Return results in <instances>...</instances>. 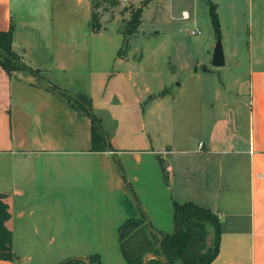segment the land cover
I'll return each mask as SVG.
<instances>
[{"label": "crops", "instance_id": "obj_1", "mask_svg": "<svg viewBox=\"0 0 264 264\" xmlns=\"http://www.w3.org/2000/svg\"><path fill=\"white\" fill-rule=\"evenodd\" d=\"M29 6L39 7L42 21L14 17L13 10ZM92 12L91 0H0V31L12 28V50L39 72L7 74L0 65V252L12 256L0 264L30 262L43 243L61 251L56 264L90 255L101 264H128L120 226L144 213L154 232L170 233L174 201H193L218 215L219 251L211 264H264V38L259 54L248 45L246 78L234 79L236 91L191 151L190 134L176 127L173 88L180 84H151L158 71L148 65L145 40L139 53L133 46L123 51V32L95 31ZM173 55L175 68L190 69L180 52ZM196 66L194 73L211 72ZM52 85L91 100L111 151L92 150L90 118ZM120 89L140 108L139 147L121 148L116 119L103 102ZM238 164L245 174L241 199Z\"/></svg>", "mask_w": 264, "mask_h": 264}, {"label": "rangeland", "instance_id": "obj_2", "mask_svg": "<svg viewBox=\"0 0 264 264\" xmlns=\"http://www.w3.org/2000/svg\"><path fill=\"white\" fill-rule=\"evenodd\" d=\"M97 1L99 4L94 7V11L97 13L98 23L101 27L107 26L123 32L127 42L123 51L128 52L133 46L134 51L139 53L140 50H137L136 47H140V42L145 40L146 44L143 47L147 49H143V51H146L149 57L148 65L157 67L158 71L156 81H154V77H149L152 79L151 84L154 82L166 83L171 79L175 81V84H180L179 90L176 87L173 88L176 98L174 100L178 102L175 117L176 120H180L176 123V127L180 128L179 133L190 134L189 149L196 151L198 142L207 138L210 126L218 116L220 103L227 100L230 94L233 95V90L236 91L234 79L237 77L246 78L250 68L248 45L251 43L254 47L253 51L257 54L261 53L262 48L258 43L261 42L260 39L264 38V0ZM209 3L216 6L220 24L219 33L214 30L209 13ZM141 7H143V12L139 21L131 23L133 21L132 13ZM25 9L21 13L13 10L14 17L17 19L22 15L28 22L34 20L39 23L43 20L41 12L38 11L39 7L29 6ZM185 10L190 14L187 19L182 17ZM194 26L199 27L200 33L190 35L188 31ZM218 34L221 36L226 58L225 64L222 66H214L211 63L212 51ZM166 36L172 37V40L163 38ZM164 47L165 49H163ZM168 52H173V54L180 52V59L186 64L189 63L190 69L175 68L173 61L177 56L172 54L171 57H168ZM231 53L235 54L234 59ZM169 59L171 62L167 65H169V69L173 70L171 73L165 65ZM194 65L195 67L198 65L201 71L202 68H210L211 72L194 73L192 70ZM224 85L226 88L223 87ZM119 87L124 86L120 85ZM103 102L107 106L108 115L116 119L114 126L115 128L118 126L117 132L121 135V140H119L121 148L130 143L134 147L141 146V138L144 133L142 134L140 131L136 115V111L140 108L133 105L130 93L124 89L117 90L115 93L110 92L109 101ZM170 123L172 127L173 124L171 121ZM162 126L167 128L168 132L171 131L168 124ZM158 127V132H160V123ZM243 168L241 164H238L237 191L239 199L244 194V189H241L243 181L245 182ZM215 172L217 171L213 170L214 174ZM58 250L55 245L48 244L46 246L43 243L40 251L33 252V259L22 264H56L62 254Z\"/></svg>", "mask_w": 264, "mask_h": 264}, {"label": "trees", "instance_id": "obj_3", "mask_svg": "<svg viewBox=\"0 0 264 264\" xmlns=\"http://www.w3.org/2000/svg\"><path fill=\"white\" fill-rule=\"evenodd\" d=\"M91 2L93 5L91 25L97 31L101 29V26L98 23L94 7L99 3L97 0H91ZM142 12L143 7L133 12L131 23L138 22ZM209 13L214 30L219 33V18L213 3H209ZM12 39V28L0 31L1 67L7 74L17 69H28L38 75V70L27 67L12 50ZM51 87L61 93L73 109L90 118L92 150L111 151L107 133L102 128L99 117L93 112L91 100L82 94H72L54 85ZM153 230L152 226H148L144 213L141 218H129L120 226V247L128 264H144L147 254L153 255L148 259V264H163L158 257H163L168 264H211L218 254L221 233L219 217L211 209L193 201L173 202L172 232L159 233ZM11 258L10 253L0 252V259ZM87 259L94 264H101L96 255H90ZM68 262L88 264L83 259Z\"/></svg>", "mask_w": 264, "mask_h": 264}, {"label": "water", "instance_id": "obj_4", "mask_svg": "<svg viewBox=\"0 0 264 264\" xmlns=\"http://www.w3.org/2000/svg\"><path fill=\"white\" fill-rule=\"evenodd\" d=\"M211 63L214 66H222L225 64V54L223 51V45H222L220 34H218V36H217V39H216V42H215V45H214V48L212 51ZM150 255L153 257L152 254H150ZM158 258L161 262H163V264H168L167 261L163 257H158ZM78 259H83V260L87 261L88 264H94V263L90 262L86 257H83V256H75V257H72L65 262H68L71 260H78ZM148 259H149V255H146L144 258V264H148ZM65 262H63V263H65ZM63 263H61V264H63Z\"/></svg>", "mask_w": 264, "mask_h": 264}, {"label": "built area", "instance_id": "obj_5", "mask_svg": "<svg viewBox=\"0 0 264 264\" xmlns=\"http://www.w3.org/2000/svg\"><path fill=\"white\" fill-rule=\"evenodd\" d=\"M182 17L184 18V19H187V18H189L190 17V14H189V12L188 11H183V13H182ZM188 33L190 34V35H197V34H199L200 33V29H199V27L198 26H194V27H192L189 31H188ZM202 143H199V147H202Z\"/></svg>", "mask_w": 264, "mask_h": 264}]
</instances>
